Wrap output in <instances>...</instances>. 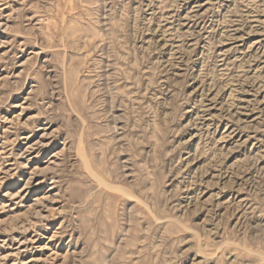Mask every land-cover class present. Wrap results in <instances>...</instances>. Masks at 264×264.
Listing matches in <instances>:
<instances>
[{"label": "rangeland", "instance_id": "1", "mask_svg": "<svg viewBox=\"0 0 264 264\" xmlns=\"http://www.w3.org/2000/svg\"><path fill=\"white\" fill-rule=\"evenodd\" d=\"M0 264H264V0H0Z\"/></svg>", "mask_w": 264, "mask_h": 264}, {"label": "bare ground", "instance_id": "2", "mask_svg": "<svg viewBox=\"0 0 264 264\" xmlns=\"http://www.w3.org/2000/svg\"><path fill=\"white\" fill-rule=\"evenodd\" d=\"M27 140H28V138H27Z\"/></svg>", "mask_w": 264, "mask_h": 264}]
</instances>
